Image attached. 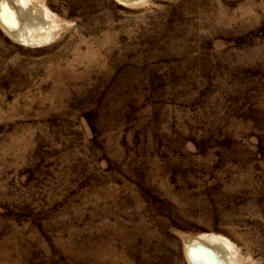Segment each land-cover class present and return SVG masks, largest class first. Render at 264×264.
<instances>
[{
    "label": "rangeland",
    "instance_id": "374dc122",
    "mask_svg": "<svg viewBox=\"0 0 264 264\" xmlns=\"http://www.w3.org/2000/svg\"><path fill=\"white\" fill-rule=\"evenodd\" d=\"M34 1L55 37L0 28V264H190L201 234L264 264V0Z\"/></svg>",
    "mask_w": 264,
    "mask_h": 264
},
{
    "label": "bare ground",
    "instance_id": "6f19581e",
    "mask_svg": "<svg viewBox=\"0 0 264 264\" xmlns=\"http://www.w3.org/2000/svg\"><path fill=\"white\" fill-rule=\"evenodd\" d=\"M118 1L127 5L136 0ZM0 28L12 38L27 42L51 39L55 25L50 12L34 0H0ZM232 248L229 241L201 234L186 241L185 256L190 264H231Z\"/></svg>",
    "mask_w": 264,
    "mask_h": 264
}]
</instances>
